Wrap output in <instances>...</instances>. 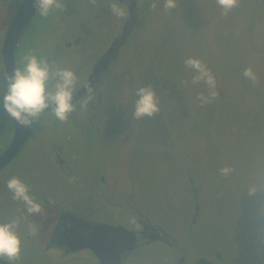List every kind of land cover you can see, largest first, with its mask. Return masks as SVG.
Segmentation results:
<instances>
[{
    "label": "rangeland",
    "instance_id": "obj_1",
    "mask_svg": "<svg viewBox=\"0 0 264 264\" xmlns=\"http://www.w3.org/2000/svg\"><path fill=\"white\" fill-rule=\"evenodd\" d=\"M23 1L0 0V52ZM153 2L140 0L133 36L88 96L87 110L80 109L83 96L65 123L50 112L42 114L23 149L1 172L7 180L26 179L44 209L28 215L6 184L0 185V223L19 218L15 231L21 251L10 264H96L87 248L71 258L43 247L47 233L40 218L48 221L57 209L132 232L140 216L181 243L174 248L162 242L141 245L128 255L130 264H174L180 248L184 264L202 258L215 264H264V0H240L227 16L216 0H177L172 10H165L164 0H155L153 9ZM62 3L63 10L34 17L21 40L18 68L26 54L50 44L59 48L63 43L64 52H70L64 45L80 35L86 42L79 50L95 59L129 17L117 0ZM113 4L123 16L112 15ZM189 57L200 59L216 79L217 97L211 103L201 105L197 99L201 93L207 96L208 88L191 83L194 73L184 64ZM249 67L257 75L255 84L242 75ZM3 72L0 57V153L15 130L14 119L3 109ZM77 78L74 94L83 79ZM144 86L155 91L160 111L137 120L132 115L135 92ZM65 134L72 135L70 149L77 150L85 166L102 169V193L109 201L78 200L72 193H80L77 178L67 179L50 163L47 144L56 139L66 154ZM84 134L92 138L87 147ZM223 168L230 171L222 174ZM108 211L114 219L107 218Z\"/></svg>",
    "mask_w": 264,
    "mask_h": 264
},
{
    "label": "clouds",
    "instance_id": "obj_2",
    "mask_svg": "<svg viewBox=\"0 0 264 264\" xmlns=\"http://www.w3.org/2000/svg\"><path fill=\"white\" fill-rule=\"evenodd\" d=\"M97 0H89L95 5ZM216 4L222 10L221 14L227 16L233 9L239 7L240 0H216ZM154 0L152 8H156ZM165 10L177 7V0H164ZM33 7L43 17L49 16L53 10H63L62 0H33ZM114 16H123L124 12L115 4L110 6ZM185 67L194 75L193 85L203 82L207 85L208 95L201 93L197 99L201 105L211 103L217 97L216 79L212 71L197 58L189 57L184 61ZM243 77L253 84L257 82V75L252 68L243 71ZM77 75L69 68L61 67L57 61L37 56L29 52L23 57V67L14 68L11 75L3 78L6 91L3 96V109L20 126L31 127L40 121L46 109L51 108L50 114L59 122L65 123L69 116L76 111L73 103L74 91L77 84ZM91 91V89H89ZM133 117L137 120L144 117H153L160 111L159 101L151 86L136 89ZM84 100L80 109L86 111L88 102ZM228 168L221 169L222 174H227ZM7 190L12 194V199L21 201L28 215L43 214L41 204L30 194L28 184L17 176H12L6 181ZM19 218L9 223H0V258L15 260L19 258L21 240L15 231ZM35 230L33 229V232Z\"/></svg>",
    "mask_w": 264,
    "mask_h": 264
},
{
    "label": "flooded vegetation",
    "instance_id": "obj_3",
    "mask_svg": "<svg viewBox=\"0 0 264 264\" xmlns=\"http://www.w3.org/2000/svg\"><path fill=\"white\" fill-rule=\"evenodd\" d=\"M117 1L121 3L122 5H124L123 8L127 9V12L129 13V17L125 21L123 28L117 33L115 37H113L105 53L100 54V56L97 55L95 59H93L91 54L87 56L84 53L85 51L84 52L83 50L80 51L79 50L80 45L83 42L84 43L86 42V38L84 35L75 37V39L72 42H67L64 45L66 49L71 50L68 53L64 52V50L62 49L63 43L60 44L59 48L54 47L55 45L53 44H50L45 47L36 49L33 52L37 56L43 55L46 58H51L57 61V63H59L61 67L69 68L73 70L77 76L83 77V79L81 80V85L78 88V92H76L74 96L83 90L84 86L87 84V82L90 80L91 76L93 75L102 57L107 53V51L109 50L113 42L122 35L123 29L127 21L130 18L131 10H130V4L128 2L129 0H117ZM139 3H140V0H137L136 1V7H137L136 12L138 14V18H139V6H138ZM118 24H119V19L117 20V25ZM134 29L132 33L130 34V36L128 37L125 45L119 51L118 56L120 52L122 51V49H124L127 46L129 40L133 36ZM21 40H20L19 47L17 49V54H16L17 68H18V53H19ZM3 42H4V39H3ZM2 47H3V44H2ZM118 56L112 61H110L104 69H102L100 76L94 79V82L89 86V89H91V91H89V89L84 91L83 94L78 99L73 101V103L79 100L80 98H82L83 96H85V100L86 99L88 100V96L101 85L103 76L106 73L110 72V70L112 69L114 65V62L118 59ZM0 57L4 65L2 83L5 88L3 78L7 76V74H6L5 62L1 55V52H0ZM21 65L23 66V60H21ZM49 111L50 110L46 111L45 113ZM36 125L37 123H34V126L31 130V134L33 130L35 129ZM1 133H2V130H0V136H1ZM14 137H15V130H14V135L12 136L10 144L7 145L5 150H3L0 153V157L10 147V145L12 144L14 140ZM71 138H72L71 134H65V144L63 147L65 151L67 150V153H70V155H67V153L65 154V152H63L62 148L60 147V143L56 142V139L50 140L46 148V152L48 153V150H49V153L51 154L52 161L50 160V163H52L53 164L52 166H54L57 170H60V173L64 172L66 175H68L67 179H69V176L72 179L77 178V184H78L77 187L78 189H80L79 190L80 193L79 194L75 192H72V193L74 194L75 197H77L78 200H81V197H84V196H94L96 198L103 197L104 199L106 198L105 201H109L110 198H107V196L104 193H102V191L105 188V187H102V184L106 185L104 174L100 175V172H102L101 171L102 169H100L98 166L97 167L93 166L97 164H93L90 167L85 166L83 162L81 161L82 159L80 158L77 150L75 148H73L72 150L70 149L68 142L69 140H71ZM89 139H92V138H90L89 135L87 136L86 134H84L85 147H87L86 142H88ZM27 141L25 142V144L27 143ZM25 144L22 146L21 150L23 149ZM20 151L18 152V154L20 153ZM85 151L86 149H83L81 151V154ZM16 156L12 159V161L16 158ZM12 161H10L6 166L0 169V174ZM89 175H91L90 178H88ZM4 178H5V174L0 176L1 187L2 185L6 184L7 176L5 179ZM24 181H26V179H24ZM195 191H197L196 188L194 189V192ZM199 210H200V207L198 209V214H199ZM55 211L54 213L49 214L51 218L48 219V221H46L43 217L40 218V221H44L45 223V232L47 233L45 237H43V240L41 241V243L43 244V247H46V249L57 250L55 252H59L61 256L63 254H65L66 256H69L71 254L69 257L73 258V255H74L73 253L80 252V250H83V248H87L91 250L90 254H92V257L94 256L93 258L96 259V264H100V259L97 256V254H95V252L91 248L86 247L85 244H86L87 239H89L90 237L94 238L96 236H102V234H107V233L111 234L112 228L124 229L127 232L132 233V235L134 233V235L137 237L136 249L141 245L142 246L146 244L148 245L153 242H162L166 244L167 246H169L170 248L178 247L179 245H181V243L177 239L165 233V231H163L159 227L157 228V226L152 224L149 220H145L140 216H137V218L135 217L139 228H137L136 230L132 232L121 226H116L115 223L99 222L98 219H94V218L88 219V218H85L84 216H77L76 214L73 213V211L70 212V210L68 211L65 209L64 210L57 209V211L56 212ZM196 213H197V206L195 208L193 223L196 222V221L194 222ZM106 216L109 220L114 219L113 216H111L109 211L106 213ZM197 216H196V219H197ZM180 249H181L180 251L179 250L177 251L178 253L176 254L174 264H184V259H183L184 252L182 251V248ZM132 252L129 251L126 254H124L122 258V264L124 260H125L124 264L131 263V260L127 259V257ZM177 255H179V257H177ZM9 262L10 260H8L7 258H0V264H10Z\"/></svg>",
    "mask_w": 264,
    "mask_h": 264
},
{
    "label": "water",
    "instance_id": "obj_4",
    "mask_svg": "<svg viewBox=\"0 0 264 264\" xmlns=\"http://www.w3.org/2000/svg\"><path fill=\"white\" fill-rule=\"evenodd\" d=\"M136 1L129 0L131 15L127 21L122 35L118 37L107 53L102 57L97 65L90 80L84 86L83 90L73 97V101L78 99L84 91L89 89V86L94 82V79L100 76L102 69H104L110 61L118 56L119 51L125 45L128 37L132 33L137 20L138 14L136 12ZM38 12L33 7V0H24L15 13L4 38L1 55L5 62L6 74L11 75L14 68H17V49L20 40L25 33V30L30 25L32 19ZM51 110V108L45 111ZM15 121V120H14ZM34 124L29 127L20 126L15 121V137L7 149V151L0 157V169L6 166L18 154L22 146L28 140ZM199 205L197 204L198 215ZM196 216L194 222L196 221ZM111 234H102V236L90 237L86 241V247L91 248L100 259V264H122V258L127 252H132L137 247V237L124 229H111Z\"/></svg>",
    "mask_w": 264,
    "mask_h": 264
},
{
    "label": "trees",
    "instance_id": "obj_5",
    "mask_svg": "<svg viewBox=\"0 0 264 264\" xmlns=\"http://www.w3.org/2000/svg\"><path fill=\"white\" fill-rule=\"evenodd\" d=\"M196 264H215V263H213V262H211V261H209V260H207V259H199L197 262H196Z\"/></svg>",
    "mask_w": 264,
    "mask_h": 264
}]
</instances>
